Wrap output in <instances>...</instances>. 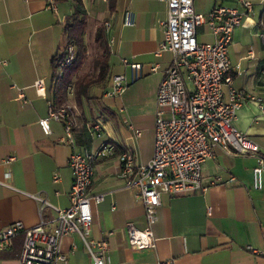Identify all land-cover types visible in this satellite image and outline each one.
Segmentation results:
<instances>
[{
  "label": "crops",
  "instance_id": "0c3cea01",
  "mask_svg": "<svg viewBox=\"0 0 264 264\" xmlns=\"http://www.w3.org/2000/svg\"><path fill=\"white\" fill-rule=\"evenodd\" d=\"M252 10L233 31L228 55L238 70L233 86L264 103V0H247ZM87 13L86 40L103 26L109 48L110 79L105 86H93L88 97L79 100L73 89L66 104L75 107L73 144L60 140L62 122L50 120L45 134L39 120L48 114L52 104V59L65 43V23L72 4H57V11L47 8L46 0H0V231L14 222L30 228L40 220H51L59 209L71 204L69 192L72 174L68 160L72 152L95 150L110 143V155L94 162V176L89 191L104 194L92 202V225L89 239L108 243L107 264H264V174L262 188H253L252 171L257 158L214 147V156L202 164L205 191L171 196L163 193L157 220L152 225L154 247L135 249L127 240V226L143 229L147 222L136 190L125 188L118 177L122 151H130L139 163L153 154L155 98L163 72L172 54H157L164 40L167 5L161 0H83ZM215 6L241 9V0H194V10L208 17ZM131 10L135 24L123 26V13ZM109 24V27H105ZM113 40L109 45V40ZM200 43L214 38L207 24L197 29ZM90 53L89 60L92 53ZM139 63L141 73L134 78L123 60ZM88 62L82 72L91 69ZM157 66L156 71H151ZM126 77L125 91L117 98L119 117L127 130L111 135L98 121L103 113L115 114L104 96L111 78ZM43 80L45 94L36 91L35 82ZM225 98L226 89H224ZM146 110L154 117L149 141L142 140L144 127L129 119ZM98 122L102 134L93 135L88 127ZM130 122V123H129ZM134 130L141 135L134 136ZM233 125L260 147L264 156V111L256 102H246L236 110ZM54 176L58 179L54 180ZM234 178L229 182L230 178ZM219 178V179H218ZM217 180V181H216ZM215 181V183H213ZM30 195L39 196L50 206ZM23 244L20 234L12 246L0 251V264H17ZM65 262L58 264H91L77 234L60 241Z\"/></svg>",
  "mask_w": 264,
  "mask_h": 264
},
{
  "label": "built area",
  "instance_id": "2783aa9c",
  "mask_svg": "<svg viewBox=\"0 0 264 264\" xmlns=\"http://www.w3.org/2000/svg\"><path fill=\"white\" fill-rule=\"evenodd\" d=\"M46 1L47 8L56 12V1ZM161 1L167 5V18L164 40L157 54L169 51L172 59L163 72L156 93L153 154L146 163L137 162L128 150L118 156V177L123 180L125 188L136 190L145 210L146 227L138 229L129 224L126 230L129 245L140 250L154 247L152 225L157 220L161 194L178 196L207 189L202 182L201 169L203 162L214 156V147L256 156L257 164L252 171L254 189L262 188L264 174V156L260 154V147L233 125L236 110L243 104L256 102L264 111V103L233 86L232 76L239 66L233 65L228 55L233 31L252 10V3L241 0V9L215 6L205 17L195 12L194 0ZM122 24L125 27L135 24V14L131 10L124 11ZM203 24L211 30L212 43H200L197 39V29ZM260 38L264 45V32L260 33ZM112 42L109 40V45ZM73 59L74 51L69 47L60 69L69 66ZM123 63L134 78L141 73V64L125 59ZM156 69L157 66L151 67V71ZM126 85L124 75H114L104 96H120ZM35 88L38 94H45L43 80H37ZM75 114V107L70 104H50L47 116L39 120V125L45 134H49L50 120L62 122L64 136L60 140L73 144ZM88 127L93 135L101 136L100 123ZM128 128L133 130L135 137L141 135L132 125ZM112 150V144L103 142L95 150L72 152L68 160L72 174L70 206L65 209L51 206L56 216L48 221L40 220L30 228L21 222L8 225L0 231V251L10 248L13 239L21 234L23 244L17 264H58L65 262L60 249L61 239L77 234L91 257V264H107V241L88 238L92 225L91 204L102 201L104 194H92L89 187L93 181L95 160L110 155ZM57 179L54 176V180ZM233 180L232 177L229 182ZM30 196L50 206L39 196Z\"/></svg>",
  "mask_w": 264,
  "mask_h": 264
},
{
  "label": "trees",
  "instance_id": "16d2710c",
  "mask_svg": "<svg viewBox=\"0 0 264 264\" xmlns=\"http://www.w3.org/2000/svg\"><path fill=\"white\" fill-rule=\"evenodd\" d=\"M56 3L70 2L72 12L65 23V43L52 59V96L54 106L66 103L68 91L73 89L75 97L79 100L88 97L93 86H105L110 79L109 48L104 38L103 26H99L94 34V51L89 60V45L86 40L88 29L87 13L83 0H55ZM72 47L74 59L69 66L60 69V63L66 58L68 48ZM91 69L82 72L88 62Z\"/></svg>",
  "mask_w": 264,
  "mask_h": 264
},
{
  "label": "rangeland",
  "instance_id": "374dc122",
  "mask_svg": "<svg viewBox=\"0 0 264 264\" xmlns=\"http://www.w3.org/2000/svg\"><path fill=\"white\" fill-rule=\"evenodd\" d=\"M87 42L89 45V52L94 51V38L93 37H88ZM117 98H111L108 99L107 102L108 104L115 109V114L108 115L106 113H103L102 116L99 118V122L101 125L106 128L107 132L111 133V135H115L116 137L120 132H123L124 130H127V126L125 123H123L119 117L118 109H117ZM154 117L150 115L149 111L146 110L141 116L136 117L135 119H129V121L133 124H135V127L138 126V123L140 122L142 126L144 127L143 129V137L142 140H147L149 141L151 137V124L153 121ZM129 122V123H130Z\"/></svg>",
  "mask_w": 264,
  "mask_h": 264
}]
</instances>
